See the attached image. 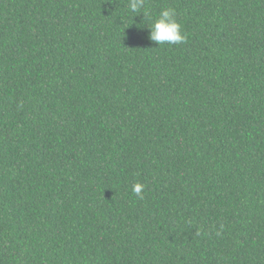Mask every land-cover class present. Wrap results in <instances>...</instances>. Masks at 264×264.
Segmentation results:
<instances>
[{"label": "trees", "instance_id": "16d2710c", "mask_svg": "<svg viewBox=\"0 0 264 264\" xmlns=\"http://www.w3.org/2000/svg\"><path fill=\"white\" fill-rule=\"evenodd\" d=\"M167 7L0 0V264H264V0Z\"/></svg>", "mask_w": 264, "mask_h": 264}, {"label": "clouds", "instance_id": "9594fccd", "mask_svg": "<svg viewBox=\"0 0 264 264\" xmlns=\"http://www.w3.org/2000/svg\"><path fill=\"white\" fill-rule=\"evenodd\" d=\"M128 9L130 13L135 14L134 18L142 15L144 23L148 22L149 39L159 47L176 46L186 42L187 36L183 25L179 22V13L176 8H163L155 18L146 8V0H128ZM143 187L142 184H135L133 193L143 198Z\"/></svg>", "mask_w": 264, "mask_h": 264}]
</instances>
